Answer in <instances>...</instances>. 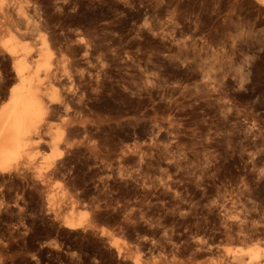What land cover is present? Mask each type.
Segmentation results:
<instances>
[{"label": "rangeland", "instance_id": "obj_1", "mask_svg": "<svg viewBox=\"0 0 264 264\" xmlns=\"http://www.w3.org/2000/svg\"><path fill=\"white\" fill-rule=\"evenodd\" d=\"M6 2L49 15L28 44L52 31L64 46L77 30L109 65L69 164L25 187L34 242L57 243L43 258L235 264L227 249L264 247L263 0H4L0 14ZM86 134L96 147L81 143ZM140 142L143 159L124 153ZM66 215L81 225L64 227Z\"/></svg>", "mask_w": 264, "mask_h": 264}, {"label": "bare ground", "instance_id": "obj_2", "mask_svg": "<svg viewBox=\"0 0 264 264\" xmlns=\"http://www.w3.org/2000/svg\"><path fill=\"white\" fill-rule=\"evenodd\" d=\"M29 10L21 2H6L0 14V61L7 74L0 85V264H55L53 254L43 258L41 248L54 253L55 239L35 243L38 221L29 225L25 220V187H45L69 164L76 141L73 129L86 133L91 120L86 102L101 93L109 66L105 54H97L96 43L77 30L67 35L64 46L52 31L48 38L40 37L39 47L28 44L23 39L40 32L50 19L48 14H29ZM3 33L10 36L4 38ZM64 49L69 56L62 54ZM94 141L86 134L81 143L94 148ZM141 144L125 145L124 153L143 159ZM81 223L80 217L66 215L63 226L74 230ZM226 253L235 264H264V247L257 243Z\"/></svg>", "mask_w": 264, "mask_h": 264}]
</instances>
